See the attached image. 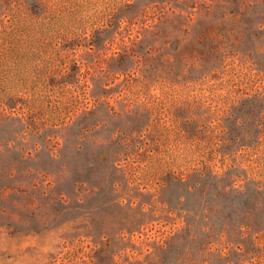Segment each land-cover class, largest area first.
<instances>
[{
	"label": "rangeland",
	"instance_id": "374dc122",
	"mask_svg": "<svg viewBox=\"0 0 264 264\" xmlns=\"http://www.w3.org/2000/svg\"><path fill=\"white\" fill-rule=\"evenodd\" d=\"M137 1L136 16L119 17ZM39 2L0 0V93L26 101L0 112L18 116L0 121V264H151L153 243L181 221L165 219L153 175L162 159L143 147L152 125L171 126L174 107L148 101L161 84L146 89L143 68L162 54L166 83L185 91L187 74L263 82L264 0ZM143 25L157 35L138 42ZM212 192L204 198L218 203ZM261 196L245 264H264Z\"/></svg>",
	"mask_w": 264,
	"mask_h": 264
},
{
	"label": "trees",
	"instance_id": "16d2710c",
	"mask_svg": "<svg viewBox=\"0 0 264 264\" xmlns=\"http://www.w3.org/2000/svg\"><path fill=\"white\" fill-rule=\"evenodd\" d=\"M138 2L142 3L127 6L131 9L123 6L119 17L136 16L143 9ZM42 6L40 0L38 8ZM143 31L138 42L157 35L149 26L143 25ZM71 44L68 42L69 47ZM129 61V55L122 52L116 67L124 74ZM165 67L164 57L158 53L146 61L141 79L146 89L155 82L161 84V90L151 93L148 101L174 107L172 124L152 125L149 142L143 147L162 159L156 160L159 166L153 175L163 188L160 202L165 219L175 223L172 214H176L181 224L153 243L158 256L151 264H245L248 248L254 245L249 229L263 221L258 218V203L264 194V81L258 83L248 76L228 87L230 81L220 73L203 74L199 82L187 74L190 83L185 91L175 88L173 82L166 83ZM68 70L71 76L65 79H74L76 70ZM168 90L178 93L177 97L170 98ZM21 102L26 103L20 92L0 93V112L5 114L1 107L10 111ZM38 102L39 98L31 97L32 105ZM88 114L84 111L78 123H86ZM5 117L0 115V121L18 118ZM249 187L255 189L252 197L245 196ZM207 190H213L214 198L221 197L218 203L204 198ZM218 235H224V241ZM215 243L223 246L214 247ZM229 244V250H224Z\"/></svg>",
	"mask_w": 264,
	"mask_h": 264
}]
</instances>
